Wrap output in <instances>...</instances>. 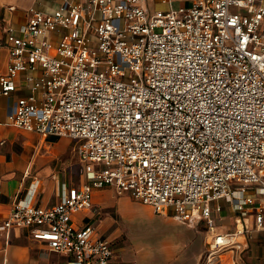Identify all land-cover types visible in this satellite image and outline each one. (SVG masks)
I'll return each instance as SVG.
<instances>
[{"label":"built area","instance_id":"obj_1","mask_svg":"<svg viewBox=\"0 0 264 264\" xmlns=\"http://www.w3.org/2000/svg\"><path fill=\"white\" fill-rule=\"evenodd\" d=\"M173 3L60 0L7 27L0 96L19 94L5 122L74 141L82 180L50 206L16 199L0 232L27 229L70 264H111L110 241L74 215L112 187L204 220L209 255L264 234V0ZM225 210L238 223L217 231Z\"/></svg>","mask_w":264,"mask_h":264},{"label":"crops","instance_id":"obj_2","mask_svg":"<svg viewBox=\"0 0 264 264\" xmlns=\"http://www.w3.org/2000/svg\"><path fill=\"white\" fill-rule=\"evenodd\" d=\"M59 1L0 0V40L4 43L0 46V74L6 71L10 58L7 27L24 23L32 10L49 11ZM18 94L0 96V119L3 121L0 123V222L16 199L33 193L34 203L50 206L59 201L64 183L72 185L82 180L80 171L78 182L63 171H54L48 164L49 158L40 154L42 147H49L54 153L63 152L66 145L60 141L64 137L43 136L5 122ZM113 191L107 187L95 190L94 210L74 215L77 224L93 223L97 234L110 241L114 251L111 264H264V234L259 230L253 232L244 249L209 255L211 232L204 220L187 223L179 220L171 210L157 213L141 201L129 199L127 193L115 200L108 199ZM223 212L230 215L231 221L215 224V229L233 230L237 219L229 210ZM217 214L214 213V219ZM249 224H254L252 215ZM72 260L71 254L49 250L45 241L34 239L27 229L0 232V264H70Z\"/></svg>","mask_w":264,"mask_h":264},{"label":"rangeland","instance_id":"obj_3","mask_svg":"<svg viewBox=\"0 0 264 264\" xmlns=\"http://www.w3.org/2000/svg\"><path fill=\"white\" fill-rule=\"evenodd\" d=\"M174 1V7L175 6H188L191 4L192 0H173ZM151 8L153 10L156 9H167L169 7L168 4H161L158 1L151 2ZM60 144L66 145L63 152L60 153H54V151H51V148L49 147H42L40 150V154L45 155L46 158H49L48 164H50L54 171H63L67 177H71L74 179V182L79 181V171H80V161L77 155L76 151V144L74 141H71L68 138H63L60 141ZM43 168V166H41ZM113 189V193L109 194L108 199H117L120 194L116 192V190L112 187H107ZM129 197V199H133L130 195H126ZM172 212V211H171ZM201 220H198L200 222ZM224 221H231V217L229 214L223 212L219 213L216 216L215 224L223 223Z\"/></svg>","mask_w":264,"mask_h":264}]
</instances>
